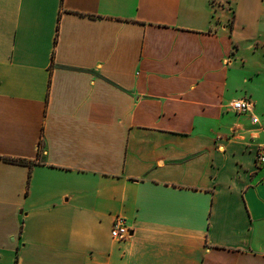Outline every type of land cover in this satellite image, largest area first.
Listing matches in <instances>:
<instances>
[{"label": "crops", "instance_id": "obj_1", "mask_svg": "<svg viewBox=\"0 0 264 264\" xmlns=\"http://www.w3.org/2000/svg\"><path fill=\"white\" fill-rule=\"evenodd\" d=\"M258 151L264 0H0V264H264Z\"/></svg>", "mask_w": 264, "mask_h": 264}, {"label": "built area", "instance_id": "obj_2", "mask_svg": "<svg viewBox=\"0 0 264 264\" xmlns=\"http://www.w3.org/2000/svg\"><path fill=\"white\" fill-rule=\"evenodd\" d=\"M232 107L239 112L251 111L253 102L249 99L241 98L233 101ZM253 120L257 121V118L253 116ZM257 158L260 163L264 162V153L258 151ZM110 233L113 238L118 240H124L130 236V227L127 225L124 217L116 216L111 226Z\"/></svg>", "mask_w": 264, "mask_h": 264}]
</instances>
